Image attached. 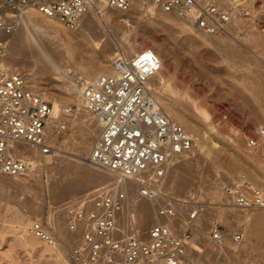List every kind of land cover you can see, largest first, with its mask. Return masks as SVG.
I'll return each instance as SVG.
<instances>
[{
	"label": "rangeland",
	"instance_id": "obj_1",
	"mask_svg": "<svg viewBox=\"0 0 264 264\" xmlns=\"http://www.w3.org/2000/svg\"><path fill=\"white\" fill-rule=\"evenodd\" d=\"M157 9L154 11L158 12ZM106 12L109 17L105 21L108 26L115 28L114 39L117 43L133 42L137 38L144 40L170 64L173 73L171 83L176 91L173 103L177 105L184 102L186 109L192 105L198 108L195 115L192 108H188V111L183 109L181 119L195 126L193 132L188 133L199 138L204 149H197L178 160L172 173L166 176L162 192H159L163 197L158 202L154 201L151 208L158 212L160 208L173 207L172 203L179 202L176 199L190 201L193 207L197 204L203 206V214L194 222L201 233H195L194 225L189 238V255L201 264H264V239L257 238L259 229L249 233L259 209L251 208L246 211L250 218L244 216L243 220H239L243 213L238 210L241 208L235 206L224 192V185L240 175H245L255 187L264 191V139L255 148L247 144L248 138L264 128V1L253 2L251 10L237 15L241 21L239 24H228L215 35L216 38L209 36L212 37L210 39L205 38L203 31L181 20H178L181 25L177 26L138 10L107 8ZM58 24L63 30H49L45 35L58 42L66 37L71 40L73 61L65 63L70 66V76L59 77L47 64L39 61L13 65L9 62L7 51L1 60L13 71L28 73L32 87L52 100L53 104L56 99L59 100L60 108L68 107L71 117L67 130L59 137L54 136L56 154L41 156L40 166L24 176L7 178L19 185L0 188V264H67L64 261L75 264L71 259V250L80 235L68 237L69 211L72 209L67 207L68 202H75L76 207H89L101 193L107 192V189H101L95 193L96 188H89L65 199L57 197L69 178L79 174L83 168H90L94 176L103 171L86 161L89 154L80 155L78 151L79 142L86 138L87 126L96 117L82 108L81 112L87 113V116L80 117L79 111L73 110V103H76L74 98L67 92L83 66H89L101 54L100 49L92 48L91 43L75 29ZM220 35L227 36V43L222 46L215 43ZM119 48L115 54L123 52L122 47ZM235 50L238 52L233 53ZM113 55L109 53V56ZM105 70L112 74L109 62ZM163 97L159 96L162 107V101H165ZM208 125L217 132L209 134ZM206 132L209 137L205 135ZM67 169L73 170L66 172ZM179 182H183L181 189L176 187ZM133 184L125 190L127 196L132 190L138 195L144 187L151 190L149 184L140 181H134ZM185 184H189L187 188ZM111 189H114V185ZM87 193L92 194L93 200L83 198ZM191 207L185 213L187 219ZM37 220L42 221L59 238L62 256L57 251H44L41 242L33 246L25 243V237L31 234L33 221ZM152 224L146 227L144 233ZM213 225L221 226L227 233L229 255H220L213 243L206 241ZM185 230L186 225H183L177 229V233L181 234ZM237 230L245 232V239L240 246L232 242V234ZM191 242L200 246L203 252L194 251ZM194 252L198 253L199 260L194 258Z\"/></svg>",
	"mask_w": 264,
	"mask_h": 264
},
{
	"label": "built area",
	"instance_id": "obj_2",
	"mask_svg": "<svg viewBox=\"0 0 264 264\" xmlns=\"http://www.w3.org/2000/svg\"><path fill=\"white\" fill-rule=\"evenodd\" d=\"M250 1L260 0H237L230 6L221 0H0V174L20 177L30 171V157L19 151L20 147H36L42 156L56 154L54 136L67 130L71 117L68 107L56 111L54 104L32 87L28 73L13 71L1 62L8 47L2 36L15 31L20 12L33 7L64 27L75 29L94 2L121 10L142 3L176 14L212 35L224 30L234 15L244 14ZM111 62L115 74L101 75L81 87L84 108L100 120L102 127L90 160L120 179L149 169L161 178L173 160L192 154L196 145L185 127L165 113L155 87L149 85L160 71L161 58L149 48L133 58L116 53ZM263 139L261 128L248 138V147H258ZM224 192L241 209L264 208V191L245 175L226 183ZM141 194L153 198L147 187L141 189ZM126 196L124 191L111 189L101 193L89 207L70 209L68 228L80 235L71 250L75 264H201L189 255V238L194 222L204 212L203 206L197 204L189 211L186 230L181 234L170 223H157L146 234L131 228L128 234L119 236L116 231ZM158 215L172 219L176 210L163 207ZM30 233L48 246L61 244L42 221H33ZM209 239L217 250L225 248L228 241L219 225L211 227ZM244 239L243 230L232 234L235 246Z\"/></svg>",
	"mask_w": 264,
	"mask_h": 264
},
{
	"label": "bare ground",
	"instance_id": "obj_3",
	"mask_svg": "<svg viewBox=\"0 0 264 264\" xmlns=\"http://www.w3.org/2000/svg\"><path fill=\"white\" fill-rule=\"evenodd\" d=\"M221 3L228 4L226 6H230L232 4L235 5L237 3V0H221ZM93 4L94 5L92 6V9L87 14L84 15L80 25L76 27L75 30L79 32L80 36H82L83 39H87L88 42L91 43L92 48L100 49L101 54L98 55L97 58H95L94 62H91L89 66L82 65L83 68H82L81 73L76 74V78L71 82V86L67 89V92L69 93V95L73 97L76 102V103H73V107H74L73 110L79 111V113L78 112L77 113L80 115V117H86L87 113L90 114L83 106V103L81 100V87L86 82L93 81L101 75H113L116 73L114 65L111 62V56H109V53L115 54V51L119 50L120 49L119 47L121 46L123 49V52L121 53H125L129 58H133L136 54H138L142 50H146L149 48L153 49L144 40H141L138 38L133 42L131 41L122 42L119 40L120 42L117 43V40L114 39L116 35L115 28L113 26H108L105 21L109 17L108 13L106 12V9L111 8V7H107L99 2H94ZM246 7H247L246 10H251L253 8V2L252 1L247 2ZM131 9L138 10L144 14H150L152 17H156L159 20L166 22L170 25H177V26L181 25V23H179L178 20H181L182 22L185 23V21L181 17L177 16L176 14L166 13L160 9L155 8L152 5H147V7L145 8L142 3H134ZM154 9L155 10L157 9L158 12L154 11ZM57 22L58 21H56L55 19L45 17L42 14L38 13L33 7L28 8L26 11L20 12L17 18V26H16L15 31L10 35L2 36L3 39L8 42L7 53H8L9 62L12 63L13 65H20L24 63L39 61V62L47 64V66L50 69H53L55 71L54 74L59 75V77L60 75L61 77H63L64 75L70 76V72H69L70 70H68L70 66L65 63H71V61H73L72 52L70 51L71 50L70 49L71 40H69V37L68 38L66 37L64 39H60L62 40V42H58V41H54L50 39L49 37H47V35H45L49 30H52L54 32H60L61 30H63L61 26L58 24L59 22L58 23ZM240 22H241L240 18L237 15H234V17L231 19L229 24L234 23L237 25ZM215 35L216 34L211 35V34L204 33V36L206 39H208L209 36L214 37ZM225 37L222 35L221 37L215 40V43L218 45L221 44L222 46L223 43L225 42L227 43V38ZM153 50L156 51L155 49ZM224 50L226 49L224 48ZM229 50H232V49H229ZM225 52H228V51H225ZM232 52L234 53L238 51L235 50ZM159 57L161 58V61H162L160 71L158 72L157 76L152 80V82L149 83V85L151 84L152 86L155 87L157 94H158L157 99L159 103L161 102V100H159V96L160 98L164 96L163 99L165 101L164 102L162 101L163 103L162 105L164 108L162 106L161 107L163 108L165 113L173 121L184 125L186 130L192 133L195 126L193 124H186L181 119L183 109H186L185 108L186 103L183 102L177 105L176 103L175 104L173 103L174 102L173 97L176 94V91L171 83V79L173 80L172 78L173 73L171 72V66L168 62L163 60V58L160 55ZM61 61L63 62L62 64L60 63ZM108 62H109V65L111 66L112 74H110L109 71L105 70V67L107 66ZM33 74H34L33 76L35 80L36 79L35 73L33 72ZM54 106H55L56 111H59L61 109L59 100L56 99V101H54ZM81 108L85 110L87 113L85 114L81 112L82 111ZM190 108H192L191 111L194 110V112H192L193 114L195 112L197 113L198 108L195 105H192ZM190 108L188 110H190ZM79 115H76V116L79 117ZM208 129H209V134L210 132H217L213 126L208 125ZM86 131H87L86 138L83 141L79 142L78 151L80 152V155L89 154V157L88 158L86 157V161L94 166H97L91 162L90 154L92 152L95 142L99 139L101 132H102L100 120L96 117V120H94L93 123L87 126ZM205 135L209 137L207 132L205 133ZM194 139H195L196 145H195V148L193 149V152L196 151L197 149L203 150L204 145L201 143L199 138L194 137ZM53 140L55 141V138ZM214 145H217V142H214ZM19 151H21L23 154H27L30 157V164H31L30 171L40 166L42 155L40 154L38 148L33 147V146H24V147H20ZM177 162L178 160H173L168 166L165 176L161 178L157 177L152 169L143 171L137 176L132 177V178H121L120 179L114 173L108 172L102 168L101 169L103 171L98 173V176H94L92 174V170L88 167H85L83 168V170L80 171L79 174H73L69 178V180L67 181L63 189H61L59 194H57V197L59 199H65V198L70 197L72 194L83 192L85 190H88L89 188H96L95 193L100 191L101 189H107L105 191H108L112 185H114V189L125 192L127 188H131V186L134 185L133 184L134 181H140L142 184H149L151 188L150 191L153 195V198L145 197L141 194V192H139V195L134 194V191L132 190L129 193V195L126 196L124 211L119 215L120 224H119L118 230L116 231V235H119V236H122L124 234L126 235V233H128L131 228L140 230L141 232L144 233L146 227L147 226L149 227V225H151L152 223L153 224L170 223L172 227L180 229L181 227H183V225L185 226L184 221L187 220V217H186L187 215L185 214L186 211L188 210L187 208H190L191 206H192L191 208H193V204H191L190 201L176 199V201H179V202L172 203L173 208H175L176 210V216L172 219L159 216L158 212L155 211V209L151 208L154 205V201L158 202L159 199L163 197V195L161 196L159 192L160 191L162 192V188L164 186V180L166 176L170 174V172L172 173L173 171L172 169L176 166ZM71 170L73 169H67L66 172L67 171L69 172ZM106 175L108 176V178H105ZM181 176H183V174ZM9 177L10 176L0 174V188H5L12 184L19 185L18 182L7 180V178ZM114 179L115 181L110 183V181H113ZM186 182H187V178H186ZM103 185H106V187L103 188ZM187 185H186V188L188 187ZM176 187L181 189L183 187V182L182 183L179 182L178 184H176ZM91 196L92 194L87 193L85 194V196H83V198L87 197L88 200L89 198L90 200H93L91 199ZM94 196H96V194ZM76 201H79V200H76ZM68 203H67L68 208L76 207V204H74L75 202L74 203L68 202ZM257 209H259V212L256 218H254L253 222H255V224H253L249 233L252 234L255 231V229H259L260 235L258 234L257 238L264 239V208H257ZM238 210H241L243 212L239 216L240 218L239 220H243L244 216L250 218L249 213H246V211L250 209H238ZM155 214H157L156 217H155ZM194 225L196 227L194 229L195 233L196 234L201 233L199 226L196 224ZM68 230L69 231L67 232V234L69 238H73L77 235L76 232H72L70 231V229ZM52 234L55 237H57L53 232ZM57 239L59 240L58 237ZM37 240L38 239L32 234H30L29 237H25V243L30 246H33L37 244V242H40ZM206 241L212 243L209 238ZM260 242H263V241H260ZM191 243L194 248V251L195 249L202 250L200 246L196 245L193 242ZM212 245L214 246V244ZM41 247L44 249V251L48 253L55 252V251L60 252L59 256L60 255L62 256V251H61L62 247L60 246L54 248V247H51V246H48L42 243ZM193 248H191L192 249L191 251H193ZM227 249H228L227 247L223 249H218V252L220 253V255H225V254L229 255L231 252L228 251L229 249L228 250ZM193 256L194 258L197 257L198 260L200 258L198 257V253L195 254V252ZM64 262L68 264L67 261H64Z\"/></svg>",
	"mask_w": 264,
	"mask_h": 264
}]
</instances>
